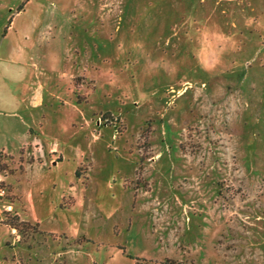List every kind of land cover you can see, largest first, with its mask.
<instances>
[{"label": "rangeland", "instance_id": "rangeland-1", "mask_svg": "<svg viewBox=\"0 0 264 264\" xmlns=\"http://www.w3.org/2000/svg\"><path fill=\"white\" fill-rule=\"evenodd\" d=\"M73 2L74 21L89 17L101 33L97 48L84 40L62 92L83 107L74 128L107 144L76 167L78 185L110 178L126 196L90 192L79 206L63 198L60 208L80 216L66 226L68 236H45L8 213L25 224L10 240L22 245L17 264H113L126 246L114 226L127 223L126 200L139 196L158 240L152 264H264V37L255 34L264 17L239 22L235 12L220 14L227 7L199 0ZM70 44L76 50L82 42ZM15 78L3 73L0 94L16 92ZM37 161L0 153V200L24 210L17 182L6 178Z\"/></svg>", "mask_w": 264, "mask_h": 264}, {"label": "crops", "instance_id": "crops-1", "mask_svg": "<svg viewBox=\"0 0 264 264\" xmlns=\"http://www.w3.org/2000/svg\"><path fill=\"white\" fill-rule=\"evenodd\" d=\"M201 1L227 7L220 14L235 12L239 22L253 15L264 17V0ZM75 5L77 2L73 0H0V77L10 72L16 77L11 85L16 92L0 94V104L7 109L0 112V153L11 158L39 159L29 164L17 179L6 178L10 184L17 182L15 194L21 197L25 207L22 211L20 206L0 200V264H17L22 251L20 243H10L16 233L3 224L4 213L36 225L45 236H68L71 234L66 226L75 224L80 216L73 212L74 208L72 211L60 208L63 198L72 196L79 206L82 196L90 192L98 197L125 195L122 184L119 189L110 178L101 186L92 183L81 189L78 185L76 167L84 156L92 153L94 146L102 150L107 144H93L89 141V129L74 128L73 124L83 119L84 110L73 93L70 98L62 92L71 87L67 71L79 65L85 41L93 39L97 48L96 35L101 33L90 29L94 21L89 17L80 20L77 17L80 24H76V15H69ZM232 22L226 21L228 29L236 28ZM255 34L264 37V30ZM74 38L81 39V48L74 50L70 44ZM95 56L92 52L90 60ZM20 151H23L21 155ZM143 198L127 199L130 213L124 218L127 223L121 228L114 226L117 235L125 233V240L119 245L126 246L113 254V264H132L134 259L151 261L159 253L158 240L148 231L149 207ZM129 243L131 249L127 248ZM134 243L138 250L133 248Z\"/></svg>", "mask_w": 264, "mask_h": 264}, {"label": "trees", "instance_id": "trees-1", "mask_svg": "<svg viewBox=\"0 0 264 264\" xmlns=\"http://www.w3.org/2000/svg\"><path fill=\"white\" fill-rule=\"evenodd\" d=\"M14 221L15 224H11L9 223V221ZM3 224L8 226L9 228H12V229H19L20 227H23L25 224L24 223H20L18 222V219L16 217H9V214L6 212L4 213V220H3ZM135 260V264H152L151 261H147V260H144V259H134ZM165 264H177V263H174L172 261H166Z\"/></svg>", "mask_w": 264, "mask_h": 264}, {"label": "built area", "instance_id": "built-area-1", "mask_svg": "<svg viewBox=\"0 0 264 264\" xmlns=\"http://www.w3.org/2000/svg\"><path fill=\"white\" fill-rule=\"evenodd\" d=\"M1 194H3V191H0V196H1Z\"/></svg>", "mask_w": 264, "mask_h": 264}]
</instances>
